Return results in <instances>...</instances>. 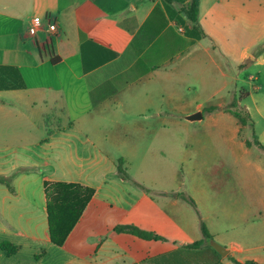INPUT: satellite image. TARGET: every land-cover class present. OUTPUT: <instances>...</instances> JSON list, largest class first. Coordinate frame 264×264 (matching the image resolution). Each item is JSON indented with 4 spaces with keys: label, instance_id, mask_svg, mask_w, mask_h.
I'll return each instance as SVG.
<instances>
[{
    "label": "crops",
    "instance_id": "1",
    "mask_svg": "<svg viewBox=\"0 0 264 264\" xmlns=\"http://www.w3.org/2000/svg\"><path fill=\"white\" fill-rule=\"evenodd\" d=\"M189 1L0 0V84H10L0 87V176L7 179L0 182V264H236L231 257L264 264V150L253 143L264 146V50L256 55L264 0H199L197 25L183 12ZM35 17L43 27L32 36ZM47 18L59 29L51 42ZM140 56L145 65L161 64L144 77L170 81L181 73L194 91L186 102L176 99L178 86L159 88L163 104L151 115L142 107L136 120L155 140H168L179 116L196 123L199 133L187 138V177L171 169L161 176L155 164L153 177H121L104 148L108 135L97 131V114L123 101L124 91L158 89L139 86L143 76L109 83ZM248 58L253 63L241 67ZM209 67L221 83L204 98L212 90ZM238 83L253 137L225 109ZM214 101L217 108L204 112ZM199 110L203 119L185 118ZM57 181L94 190L62 245L51 238L45 192V182ZM202 222L226 255L209 244ZM127 224L163 238L116 231Z\"/></svg>",
    "mask_w": 264,
    "mask_h": 264
},
{
    "label": "rangeland",
    "instance_id": "2",
    "mask_svg": "<svg viewBox=\"0 0 264 264\" xmlns=\"http://www.w3.org/2000/svg\"><path fill=\"white\" fill-rule=\"evenodd\" d=\"M148 38L153 40L154 34L149 35ZM144 60L145 59H143V61ZM159 60H153V64L149 62L145 67H152L157 64L154 61L159 62ZM153 69L155 68L149 69L139 78ZM242 74H244V72H242ZM207 76L212 82L210 85L212 90H209L207 92L208 95H205L204 98L209 97L219 86L218 83H221L220 74L213 68H207ZM143 77L141 78L142 80L138 81L139 86L154 85L158 89L145 92L143 89L144 87H138L129 91H124L119 98L123 99V101L113 102L109 108H105L107 109L105 112H100L102 110L99 109L100 113H98L97 116L99 117L100 123H97L99 125L97 131H102L104 135H108V138L106 137L103 140L104 148L117 158V162H119L120 158L125 159L124 165L131 177H153L152 164L159 165L158 172L161 176L167 173L168 169H171L172 171L170 174L174 172V175L176 174L175 177H187V138L192 134L199 133L200 129L197 127L196 123L189 122L183 119L182 116H179L175 124L170 125L169 131L171 135L169 139L165 140L160 138V140H155L147 138L137 130L136 120L139 118L138 112L142 107H145L144 110L147 112V115H151L155 114L158 104H163V99L160 98V95L165 92L160 91L159 88L163 89L169 84L178 86L179 90L175 92V97H177L176 99L180 98V100L184 99L186 102L187 92L191 100L195 96L194 91H187V76L181 73L175 75L170 81L161 79L157 76L152 78ZM137 79L135 81H137ZM190 83L194 84V82ZM240 89V83H238V87L233 86V90L230 92L229 102L233 100L234 97L237 99L241 97ZM147 95L151 96V99H149ZM178 103L179 102H177V104ZM218 103V101H214L210 104L216 105ZM116 104L117 107L115 106ZM164 104L166 105V102H164ZM177 111L179 112V108H177ZM145 121L144 125L149 126L151 130L154 122L151 121V119ZM248 125L249 124H247V130L249 133H246L245 136L253 137L250 126ZM116 135H118L117 138Z\"/></svg>",
    "mask_w": 264,
    "mask_h": 264
},
{
    "label": "trees",
    "instance_id": "3",
    "mask_svg": "<svg viewBox=\"0 0 264 264\" xmlns=\"http://www.w3.org/2000/svg\"><path fill=\"white\" fill-rule=\"evenodd\" d=\"M183 12L186 15L189 22L197 25L199 22V0H190L187 4L182 6ZM160 11V7H156L153 12V17ZM164 25H160V28L156 30L154 34V38L158 35L159 31H161ZM169 31V30H168ZM203 33V31H202ZM149 42V41H148ZM147 42V43H148ZM147 45V44H146ZM264 50V42L261 44L256 51V55ZM140 55V51L138 50ZM144 57L140 56L139 59L135 62V64L129 68L128 70L118 74L111 80L109 83H117L119 85H126L135 81L142 74L148 71L151 68L159 67L161 64H155L154 66L145 67V63L143 61ZM53 61H56L54 59ZM253 63L252 58H248L245 60L241 67L248 66ZM10 84L1 83L0 87H9ZM11 86H24V84L19 82L18 84H12ZM217 108L216 105H209L204 108V112H210ZM230 113H232L235 117H237L239 123L242 125L250 126L253 128V121L251 119L250 113L244 106H241L236 97L233 98L226 106ZM247 145H252V141L247 140ZM254 144L258 145L260 148L264 150V146L255 139ZM125 159L120 158L118 162V171L123 178H130L129 173L126 170L124 165ZM0 182H7V179L4 176H0ZM45 192L47 195V210L50 224V233L52 241L58 245H62L67 238L70 231L73 229L81 215L83 214L87 204L89 203L91 197L94 194V190L90 187L83 186L78 183L73 182H45ZM192 203L193 200L190 199ZM201 230L205 237H211L209 230L207 229L204 222L201 223ZM116 231L119 232H127L134 235H137L141 238L145 239H162L163 237L147 230H143L136 225L127 224L116 227ZM202 241H197L192 244V246H196L201 244ZM231 259L236 264H258L256 261L249 260L246 262H240L236 258L231 257Z\"/></svg>",
    "mask_w": 264,
    "mask_h": 264
},
{
    "label": "built area",
    "instance_id": "4",
    "mask_svg": "<svg viewBox=\"0 0 264 264\" xmlns=\"http://www.w3.org/2000/svg\"><path fill=\"white\" fill-rule=\"evenodd\" d=\"M47 26H48V37L47 42H51L52 38L57 36L59 33L58 25L55 21L51 20L50 18H47ZM43 27V18L35 17L32 20L31 26L29 27L28 31L29 34L32 36H35L37 34V31ZM179 32H184L183 27H178Z\"/></svg>",
    "mask_w": 264,
    "mask_h": 264
},
{
    "label": "water",
    "instance_id": "5",
    "mask_svg": "<svg viewBox=\"0 0 264 264\" xmlns=\"http://www.w3.org/2000/svg\"><path fill=\"white\" fill-rule=\"evenodd\" d=\"M203 112L202 111H196L194 113H191L189 115H186L185 118L190 120V121H197V120H201L203 119ZM208 241L209 244L215 248L219 253H221L222 255H226L228 252V249L221 245L220 243H218L217 241H215L213 238L208 237Z\"/></svg>",
    "mask_w": 264,
    "mask_h": 264
}]
</instances>
